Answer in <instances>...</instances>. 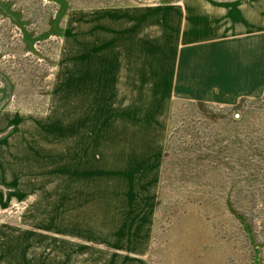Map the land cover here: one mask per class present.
I'll return each instance as SVG.
<instances>
[{
	"label": "rangeland",
	"instance_id": "rangeland-1",
	"mask_svg": "<svg viewBox=\"0 0 264 264\" xmlns=\"http://www.w3.org/2000/svg\"><path fill=\"white\" fill-rule=\"evenodd\" d=\"M260 1L0 0V264H264Z\"/></svg>",
	"mask_w": 264,
	"mask_h": 264
},
{
	"label": "crops",
	"instance_id": "crops-1",
	"mask_svg": "<svg viewBox=\"0 0 264 264\" xmlns=\"http://www.w3.org/2000/svg\"><path fill=\"white\" fill-rule=\"evenodd\" d=\"M190 4L193 5L192 0H189ZM254 6V7H253ZM190 8H188V12H190L189 16H192L194 14H196V16L198 17V20L189 21V26H191L192 30L195 29V25H203L205 27L207 21H208V17H211L210 14H214L216 13L218 17H220L218 20L214 18V16H212L211 18L212 20V25H210L211 29H217L220 32V36L217 38H213L214 40V47H219L221 49H227V47H233V45L237 44V41H226V40H222V36L228 32L230 29H234L237 26H250L251 30H253L254 28L257 29H263L264 28V0H261L260 2H256L254 5H245L242 8L241 14L238 16L234 14V16H232L231 13H225L223 11H220L219 9L216 8H205V9H197L194 6H189ZM256 11H254V10ZM191 11H194L193 13H191ZM231 14V15H229ZM227 15V16H225ZM210 20V19H209ZM211 21V20H210ZM188 23V22H187ZM262 24V25H261ZM229 29V30H228ZM221 39V40H220ZM208 40V39H207ZM250 41H251V45L253 43H258L260 44V46H258V50L260 49V47L262 45H264V38L262 37H250ZM237 42V43H236ZM225 44L224 46H221ZM206 45V44H204ZM205 47V46H204ZM252 49V48H251ZM257 50V51H258ZM240 55H243L241 52H239Z\"/></svg>",
	"mask_w": 264,
	"mask_h": 264
}]
</instances>
